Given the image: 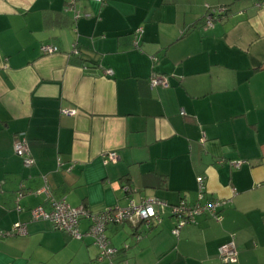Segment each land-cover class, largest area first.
Here are the masks:
<instances>
[{"label":"crops","instance_id":"obj_1","mask_svg":"<svg viewBox=\"0 0 264 264\" xmlns=\"http://www.w3.org/2000/svg\"><path fill=\"white\" fill-rule=\"evenodd\" d=\"M70 1L0 0V264H109L91 217L77 239L31 210L195 203L198 176L201 202L224 201L222 219L205 213L174 235L160 205L150 227L109 223L125 248L112 264H264V0H73L78 18ZM217 7L227 14L206 26ZM22 135L29 167L13 151ZM17 222L25 234L6 235ZM231 236L224 263L217 248Z\"/></svg>","mask_w":264,"mask_h":264},{"label":"built area","instance_id":"obj_2","mask_svg":"<svg viewBox=\"0 0 264 264\" xmlns=\"http://www.w3.org/2000/svg\"><path fill=\"white\" fill-rule=\"evenodd\" d=\"M97 2H103L104 0H94ZM69 7L66 10H72L75 14V18L81 16L79 11L73 8L74 1L71 0ZM225 10L224 7L217 8H207L206 14L204 16L205 25L212 27L213 23L219 20L221 13ZM137 32H141V29H137ZM40 49L45 54H53L56 52V46L42 43ZM74 52L77 53V49L74 48ZM105 73L111 75L113 72L111 69H106ZM150 83L152 86L155 85H167L165 80L159 75L152 74L150 76ZM63 114L74 115L75 110L64 109ZM183 113V111H181ZM13 151L16 155L22 158V163L24 166L29 167L34 164V159L30 153L28 144L22 135L17 137L13 143ZM105 161H115L116 155L114 152H108L104 154ZM239 162H233V166H237ZM197 188H198V201L195 203H189L185 200H180L177 204L172 206V213L176 217V225L172 230L174 235H177L180 227L185 224L197 223L198 217L202 214L210 215L214 220L220 221L222 215L219 208L223 205V200H209L201 202V198L204 196V176H198L196 178ZM46 192L47 188L44 186L36 193ZM22 195L21 192L18 193V197ZM52 209L50 211H45L41 206H37L31 210V214L34 219H47L49 220L53 228L63 231L66 234L80 239L82 233L79 230V220L83 217H91V225L89 228V234L94 237V242L99 247L98 260H109L112 264L114 258L118 253V249L110 244V241L105 233L106 225L113 222L125 221L133 225L143 224L145 227H149L154 221H159L158 214L156 212V206L165 205V202L157 198H148L136 203L134 200H130L128 205L118 209H105L99 213L93 214L83 206L72 207L64 199L51 200ZM19 208V207H18ZM26 232L24 224L19 222L12 225L11 229L5 232L6 235L19 234L23 235ZM218 257L222 262L231 261L237 253L235 242L233 236L230 240L221 244L217 248ZM117 264H129L126 259L118 262Z\"/></svg>","mask_w":264,"mask_h":264},{"label":"trees","instance_id":"obj_3","mask_svg":"<svg viewBox=\"0 0 264 264\" xmlns=\"http://www.w3.org/2000/svg\"><path fill=\"white\" fill-rule=\"evenodd\" d=\"M227 11H228V9L227 8H225V10L221 13V15H220V17L222 18V16L223 15H225V14H227ZM220 18V19H221ZM219 19V20H220ZM181 200H185V199H181ZM186 201V200H185ZM179 202V201H178ZM177 202V203H178ZM177 203H174V204H170V205H168L167 203H165V206H169V208H170V211H171V214H172V216H174L175 217V215L172 213V206L173 205H175V204H177ZM158 206H160V205H158ZM112 209V208H111ZM157 212V211H156ZM158 214V213H157ZM158 217H159V214H158ZM176 218V217H175ZM159 220H160V217H159ZM177 220V219H176ZM154 223H156V221H154L150 226H152ZM142 224V223H141ZM176 225V224H175ZM149 226V227H150ZM55 229V228H54ZM55 230H57V229H55ZM58 231H60V230H58ZM63 232V231H62ZM109 239V238H108ZM125 248H122L121 250H118V253H117V255L122 251V250H124ZM116 255V256H117ZM122 261V260H121ZM120 262V261H119Z\"/></svg>","mask_w":264,"mask_h":264}]
</instances>
